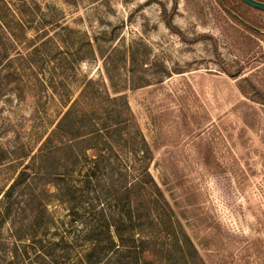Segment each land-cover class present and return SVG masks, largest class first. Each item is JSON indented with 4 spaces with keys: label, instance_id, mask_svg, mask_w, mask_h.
Listing matches in <instances>:
<instances>
[{
    "label": "rangeland",
    "instance_id": "374dc122",
    "mask_svg": "<svg viewBox=\"0 0 264 264\" xmlns=\"http://www.w3.org/2000/svg\"><path fill=\"white\" fill-rule=\"evenodd\" d=\"M223 1L0 0V258L128 213L130 188L169 256L172 222L192 264H264V12Z\"/></svg>",
    "mask_w": 264,
    "mask_h": 264
},
{
    "label": "trees",
    "instance_id": "16d2710c",
    "mask_svg": "<svg viewBox=\"0 0 264 264\" xmlns=\"http://www.w3.org/2000/svg\"><path fill=\"white\" fill-rule=\"evenodd\" d=\"M219 1L222 3L223 0ZM259 1L264 2V0ZM223 3L225 2L223 1ZM230 10L229 12L231 13ZM247 27L250 30H255L253 25H248ZM116 100L114 99V101ZM65 135L67 136L68 133L65 132ZM97 137L93 139H97ZM65 146L59 147L58 149L71 150L73 148V145ZM32 171V168L29 167L21 170L18 178L4 193V197H10L13 190L19 184L27 182L33 173ZM147 175L150 177L148 172ZM150 179L153 183V191L151 190V192H159L160 195L161 191L157 184H155L151 177ZM121 194L127 196L128 205L132 207V210H129L128 213L120 212L117 215H105L103 213L104 210H101L98 213L99 223L86 229L83 235H77L74 240L69 242L63 237L57 242L37 241L33 244L31 257L25 258V254L28 253V249H25L22 252L17 251L14 256H6L5 259L0 258V264H164L166 259L164 254L166 251L161 242L156 238V235L159 234L160 227L158 225H152L149 230H144V214L135 217L136 207L134 205L138 202L135 196V190L126 188ZM151 197L152 194L149 193L148 203L152 202ZM3 204L6 206L4 207L5 212L7 210L10 212L11 206L14 205L13 201ZM148 210L151 212L152 205L148 207ZM139 218L142 221L141 224L137 222ZM146 220H149V214H146ZM164 227L166 231H171L175 237L177 234L183 236L182 240L175 239L172 243L176 248V254L174 255V250H170V256L166 254L174 258L176 264H192L189 258L197 252V249L190 237H188L182 227L180 228L178 226L177 229L172 222ZM84 239L89 240L90 248L88 252L78 255L75 253L76 257L73 259L72 253L78 248L77 243ZM147 255L152 256V258H146Z\"/></svg>",
    "mask_w": 264,
    "mask_h": 264
},
{
    "label": "water",
    "instance_id": "95a60500",
    "mask_svg": "<svg viewBox=\"0 0 264 264\" xmlns=\"http://www.w3.org/2000/svg\"><path fill=\"white\" fill-rule=\"evenodd\" d=\"M243 3L247 4L248 6L264 12V2L259 1V0H240Z\"/></svg>",
    "mask_w": 264,
    "mask_h": 264
},
{
    "label": "flooded vegetation",
    "instance_id": "af4514ba",
    "mask_svg": "<svg viewBox=\"0 0 264 264\" xmlns=\"http://www.w3.org/2000/svg\"><path fill=\"white\" fill-rule=\"evenodd\" d=\"M231 11V10H230ZM231 13L233 14V16H235V18L237 19V20H239V22L241 23V24H244V25H246V26H248V25H250L243 17H241V16H239L238 14H234V12L233 11H231ZM255 30L253 31V32H255V33H260L261 32V30L259 29V28H254Z\"/></svg>",
    "mask_w": 264,
    "mask_h": 264
}]
</instances>
